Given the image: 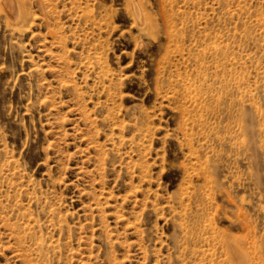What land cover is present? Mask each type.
Returning <instances> with one entry per match:
<instances>
[{
  "label": "rangeland",
  "instance_id": "1",
  "mask_svg": "<svg viewBox=\"0 0 264 264\" xmlns=\"http://www.w3.org/2000/svg\"><path fill=\"white\" fill-rule=\"evenodd\" d=\"M135 2L0 5V264H264V0Z\"/></svg>",
  "mask_w": 264,
  "mask_h": 264
},
{
  "label": "bare ground",
  "instance_id": "2",
  "mask_svg": "<svg viewBox=\"0 0 264 264\" xmlns=\"http://www.w3.org/2000/svg\"><path fill=\"white\" fill-rule=\"evenodd\" d=\"M135 1L136 0H133L132 6H134V4H136ZM0 5L11 15H14L17 12H20V10L22 11L21 4L19 3V0H0ZM133 9L135 10L134 7H133Z\"/></svg>",
  "mask_w": 264,
  "mask_h": 264
}]
</instances>
